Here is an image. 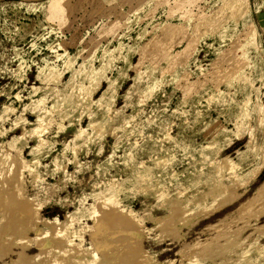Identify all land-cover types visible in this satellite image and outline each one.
<instances>
[{
    "label": "rangeland",
    "instance_id": "374dc122",
    "mask_svg": "<svg viewBox=\"0 0 264 264\" xmlns=\"http://www.w3.org/2000/svg\"><path fill=\"white\" fill-rule=\"evenodd\" d=\"M158 45L166 47L164 57ZM231 52L244 63L245 82H227ZM102 61L112 82L103 77L92 102L80 105L77 87ZM47 67L60 71L62 82L42 83L39 71ZM245 90L248 108L257 103L260 111L253 108L234 135ZM39 109L48 121L42 143L30 134ZM100 113L101 134L92 135L90 119ZM224 135L232 141L214 160L229 155L244 175L233 185L223 181L232 189L216 187L214 176L210 186L211 164L200 160V147L223 145ZM249 137L264 141V0H0V229H31L33 238L34 225L48 219L72 233L68 241L89 246L93 195L111 187L117 219L125 215L136 225L96 224L107 264H234L242 248L253 256L264 246V166L248 175L257 160L254 145L244 146ZM12 138L19 162L9 168L2 154ZM163 162L175 177L158 173ZM192 166L194 186L187 178ZM147 169L151 182L137 183ZM258 260L251 262L264 264V255Z\"/></svg>",
    "mask_w": 264,
    "mask_h": 264
},
{
    "label": "bare ground",
    "instance_id": "6f19581e",
    "mask_svg": "<svg viewBox=\"0 0 264 264\" xmlns=\"http://www.w3.org/2000/svg\"><path fill=\"white\" fill-rule=\"evenodd\" d=\"M22 1H41V0H22ZM155 52L158 54V56L160 57H164L167 54V49L166 47L162 46V45H158L155 49ZM230 60H231V65L229 67V78L227 79L228 84L230 85L232 83V81H238V83L240 82H245V79L243 77L242 74V70L244 67V63L242 62V59L237 58L232 52L230 53ZM108 63H106L105 61H102L100 63V65L98 67H95L92 69V67H89L88 72L84 74L83 79L84 82H80L78 87L79 88V99H80V105H82L83 103H91L92 100L94 98H92V95L94 94V92H96V89L98 88V85L100 84L101 80L103 77H105L108 81V85L111 84L112 80L107 78L105 76V70H106V66ZM61 72L57 71L55 68L53 67H47V71L43 72L41 69L39 71V77L40 80L42 81V83H53V84H58L60 82H62L60 80V76H61ZM72 78H70L66 83L69 84V82L71 81ZM142 80V79H141ZM144 81V80H143ZM93 83V84H92ZM144 83V82H143ZM71 87V86H70ZM73 87V86H72ZM145 89V87H144ZM105 91L102 92V94L100 95V97L96 100H94V102L97 104V106L101 105V99L104 95ZM244 98L242 101V105L238 107V120L234 123L235 126V130H234V135H238L240 129H241V124H243L244 120L246 119V117L248 116L249 112L251 110H253V108H255L257 111H260V108L258 107V104L256 103L252 108H248V104H249V100H250V96H249V92L248 91H244ZM252 93V92H251ZM149 94V93H148ZM68 95V94H67ZM77 98V97H76ZM97 98V97H96ZM105 99V98H104ZM40 101L37 103V105L39 106ZM254 103V102H252ZM62 105V103L60 104ZM55 107V106H53ZM58 108V106H56ZM257 107V108H256ZM56 109V108H55ZM81 109V108H80ZM7 107H3V111H7ZM61 110L60 107L58 108V111ZM262 110V109H261ZM109 111V110H108ZM8 112V111H7ZM45 112L46 109H39V110H35V114H36V120L34 121V127H32L30 134H35L36 136H38V142L42 143L43 142V138L42 136V132L44 131V125L47 124V120H46V116H45ZM47 113V112H46ZM108 115V114H107ZM23 116V115H22ZM22 116H19L15 119L16 123L20 118H22ZM258 116V115H257ZM263 116V115H262ZM261 114H259V116L257 117V122L258 125H261L263 122ZM67 117V116H65ZM64 118V117H63ZM104 117L103 114L100 113V115L98 114V116L92 117L90 119L89 122V126L92 128V135H100L101 131H102V127L104 125ZM3 124V123H2ZM5 129V128H4ZM79 132V131H78ZM2 134V133H1ZM25 133L20 134L16 139H22L24 137ZM26 136V135H25ZM225 141L224 144H220L218 141H212L204 146L200 147L199 153H200V160H205L207 159V161H209V164H211V172L209 173L208 177L206 178V182L209 183L211 181V179H215L216 187L220 186V187H225V189H227V186L233 185L232 183H234L233 181L236 180H240V178H244L242 176H238L235 173V169L237 167V164L235 162L232 161V159L230 158L229 155H226L223 157L222 162H215L214 160V156L218 155L220 153V151L222 149H225L227 146H229V144L231 143L232 139L228 136V135H224ZM250 138V137H249ZM12 138L11 140L8 141V149L6 148V150H4L3 152V163H9V168L10 167H14L16 163H18L19 161H17L16 156L17 155H13L12 156V152L13 151H18L20 150V147L17 144V140ZM253 146V150L255 152L256 155V163L255 165L252 167V169L248 172V175L250 177H255L262 169V167L264 166V141L259 142V143H254L253 139H249L246 143H245V147L249 148ZM6 146V145H5ZM36 151V148H31L30 149V153H34ZM20 152V151H19ZM31 155V154H30ZM236 155L238 157H240L241 152L239 150H237ZM35 162V161H34ZM33 162V163H34ZM157 165H160L162 167H160V170L158 171V173H160V175L162 176H166V174L175 177L176 173H172L171 175V171H168L167 168L169 165H166L163 163H157ZM194 166H192V169L188 172L187 178H188V185L190 186H194L196 179H197V175H198V169L195 168ZM152 176L153 173L151 172L150 169H147L144 173L139 174L138 178H137V183H150L152 180ZM214 176V177H213ZM162 179H160L161 181ZM227 180L228 181V185L226 183H224L223 181ZM159 181V182H160ZM237 182V181H236ZM242 182V181H241ZM171 184V183H170ZM210 184V183H209ZM212 184H210L211 186ZM262 186V185H261ZM260 186V187H261ZM229 187V186H228ZM264 187V185H263ZM214 188V187H213ZM211 189V187H210ZM229 189H232L229 187ZM234 189V188H233ZM263 189V188H262ZM209 190V189H208ZM216 190V189H215ZM219 190V189H218ZM221 190L225 191L224 189L221 188ZM235 190V189H234ZM233 190V193H234ZM261 190V189H260ZM112 188L110 187V189H106L102 192V194H100V196L95 197L93 195V208L91 210L90 213H88L86 216V218L92 220V222L99 226L102 225L104 222H108V224H110L109 221H112V223L117 222L116 220L118 216L116 213V206H117V200L114 197V193L111 192ZM207 191V190H206ZM212 191V189H211ZM229 191V190H228ZM227 191V192H228ZM209 192V191H207ZM226 192V193H227ZM259 192V190L257 191ZM264 192V191H263ZM204 193V192H203ZM224 193V192H223ZM262 193V192H261ZM168 193L164 190L161 191L160 193V197L167 195ZM180 194V193H179ZM205 194V193H204ZM212 194V193H211ZM218 194V193H217ZM228 194V193H227ZM230 194V192H229ZM264 194V193H263ZM262 194V195H263ZM178 195V194H177ZM209 195V193L207 194ZM225 195V196H224ZM223 196L226 198V194H224ZM257 195V194H256ZM261 195V194H260ZM211 196V195H209ZM222 197L221 195H218L217 197ZM230 195H228L229 197ZM232 196V193H231ZM11 197V196H10ZM14 197V195H13ZM199 197V196H198ZM204 197V196H203ZM214 197V196H213ZM215 197L214 200V204L216 203L215 201L221 198ZM12 198V197H11ZM16 197H14L15 199ZM165 198V197H164ZM194 198V197H193ZM200 198V197H199ZM206 198V197H205ZM260 198V197H259ZM264 198V197H263ZM262 198V199H263ZM227 199V198H226ZM225 199V200H226ZM233 199V198H232ZM230 199V200H232ZM13 200V198H12ZM212 200V202H213ZM229 200V201H230ZM224 201V200H221ZM220 201V202H221ZM171 203L173 201H170ZM190 202V201H189ZM261 202V201H260ZM97 203V204H96ZM219 203V202H217ZM216 203V204H217ZM96 204V205H95ZM186 204V203H185ZM203 204V203H202ZM202 204H199V206H201ZM220 204V203H219ZM222 205V204H220ZM211 207V206H210ZM208 207V208H210ZM213 207V206H212ZM263 207V206H262ZM177 208V207H176ZM172 209V208H171ZM207 209V208H206ZM176 209L174 208L173 211H175ZM108 211V212H106ZM119 211V209L117 210ZM199 210L196 211V213ZM202 211V210H201ZM204 211V210H203ZM188 212V211H187ZM207 212V211H206ZM122 213V212H121ZM193 213V212H192ZM186 214V213H185ZM189 214V213H188ZM191 214V213H190ZM189 214V215H190ZM195 214V213H194ZM198 214V213H197ZM123 215V214H122ZM128 215V213H127ZM186 216V215H185ZM193 216V215H192ZM122 217V216H121ZM128 217V216H127ZM130 217V216H129ZM190 217V216H189ZM125 215H123V218H120L121 225L126 226L125 228L127 229L130 228L129 230L133 229L132 226L133 224L130 222H133V220L130 219H124ZM70 219L69 216L65 217V221H68ZM123 219V220H122ZM44 220V219H43ZM109 220V221H108ZM119 220V221H120ZM130 220V221H128ZM42 221V220H41ZM117 223H120V222ZM40 222V221H39ZM102 223V224H101ZM115 223V224H117ZM162 223V222H161ZM247 224H249V222H246ZM132 224V225H131ZM245 224V223H244ZM114 227V224H112ZM119 225V224H118ZM136 225V224H135ZM134 225V226H135ZM94 225H90L89 230H88V240L90 242L89 246H84L81 242H75L73 240L68 241L69 238H71V234L69 232H66L65 228H63L62 225H55L53 223V221L45 219L44 222H42L41 227L38 226V223H36L34 225V227L32 228L33 233H34V237H30V235L27 233L28 231H31V229H26V230H22L20 232H16L14 234H11L8 230H4L3 228L0 229V251H3V255L0 256V263L2 264H107L109 263V261L106 259L108 258L109 255H107V252H105V249L100 245V241L97 238V234H99V230L95 236L96 231L95 230L96 227ZM103 226V225H102ZM108 228L112 229V227H109V225H105ZM133 226V227H134ZM260 226H262V224H260ZM91 227H95L94 229H91ZM104 227V226H103ZM174 227V226H171ZM243 227V226H242ZM241 227V229H242ZM246 227V226H244ZM99 228V227H98ZM105 228V227H104ZM115 228L116 225H115ZM114 228V229H115ZM122 228V227H121ZM124 227L122 229H125ZM226 228H229L226 226ZM261 228V227H260ZM101 229V228H100ZM107 229V228H106ZM105 229V230H106ZM230 229V228H229ZM240 229V230H241ZM259 229V228H258ZM257 229V230H258ZM116 230H119L118 228ZM137 230V229H135ZM170 230V229H169ZM227 231V229H224ZM232 230V229H231ZM244 230V229H243ZM261 230V229H260ZM120 231V230H119ZM123 231V230H121ZM221 232L218 233H222L223 228L220 230ZM230 230H228L229 233ZM237 231V230H236ZM259 231V230H258ZM101 232V231H100ZM107 232V230L105 231ZM175 232V231H174ZM235 231H233L234 233ZM238 232H240L238 230ZM237 232V233H238ZM94 233V234H93ZM76 233L74 232V235ZM107 234V233H106ZM136 234V232H135ZM227 235V233H225ZM223 232V236L225 235ZM231 234V233H230ZM229 237L231 238V235ZM235 234V233H234ZM239 234V233H238ZM109 235V234H108ZM111 235V234H110ZM218 235V234H217ZM222 235V234H221ZM237 235V234H236ZM99 236V235H98ZM113 236V235H112ZM114 236L116 237V235L114 234ZM113 236V237H114ZM130 236V234L128 235ZM216 236V235H215ZM228 236V235H227ZM248 236V235H247ZM100 237V236H99ZM110 237V236H109ZM112 237V238H113ZM132 237V236H131ZM130 237V239H131ZM175 237V236H174ZM214 237V236H213ZM218 237V236H216ZM237 237V236H236ZM111 238V239H112ZM119 238V237H117ZM136 238V237H135ZM211 238V237H210ZM215 238V237H214ZM223 238V237H220ZM225 238V237H224ZM229 238V239H230ZM246 238V237H245ZM249 238V237H247ZM110 239V238H109ZM116 239V238H113ZM218 238H215V240ZM227 239V238H226ZM235 239V238H234ZM136 241V244H138L137 240L139 239H134ZM211 240V239H210ZM223 240V239H222ZM221 240V241H222ZM225 240V239H224ZM223 240V241H224ZM240 240V241H239ZM253 240V237H252ZM257 240V239H256ZM110 241V240H109ZM114 241V240H113ZM141 241V239H140ZM218 241V240H217ZM228 241V240H227ZM234 241V240H233ZM237 242L236 245L241 241H243V239L241 240L238 239L236 240ZM107 242V241H105ZM117 242V241H116ZM189 242V241H188ZM203 242V241H202ZM205 242V241H204ZM229 242V241H228ZM231 242V241H230ZM185 243V242H184ZM194 243V242H193ZM193 243H192V247H193ZM211 243V241H210ZM224 243V242H223ZM234 243V244H235ZM253 243V242H252ZM103 244V242H102ZM116 244V243H115ZM197 244V242H196ZM203 244V243H202ZM207 244V242H206ZM206 244H204L203 246H206ZM214 246L215 244H218L217 246H219L221 244V246H223L224 244L222 243H215V241L213 242ZM227 244V243H226ZM225 244V246H226ZM230 244V243H229ZM249 244V243H248ZM104 245V244H103ZM108 245V244H107ZM119 245V244H118ZM187 244H185L186 246ZM189 245V246H188ZM188 247L191 248V245L188 243ZM199 246V244H197ZM212 245V244H211ZM210 245V246H211ZM253 245H255V242L253 243ZM258 245V244H257ZM109 246V245H108ZM182 246L183 248H187V246ZM194 249L197 247L194 244ZM209 246V245H208ZM213 246V245H212ZM213 246V247H214ZM231 246V245H230ZM106 247V246H105ZM216 247V246H215ZM220 247V246H219ZM239 247V246H238ZM242 247V246H241ZM240 247V248H241ZM36 248L35 252H31V249ZM113 248V247H112ZM182 248V249H183ZM209 248V247H208ZM234 248V247H233ZM249 248V247H248ZM245 248L238 253V256L235 259H232L234 264H252L251 261H259L258 259H260L261 257H263L264 255V246L263 247H258V249H256L255 253L253 256L249 255V249ZM17 249V250H14ZM197 249V248H196ZM221 249V248H220ZM227 249V247H226ZM231 249V248H230ZM109 250V249H108ZM112 250V249H111ZM118 250V249H117ZM188 250V249H187ZM192 250V249H190ZM217 250V249H215ZM107 251V250H106ZM116 251V250H115ZM184 251V250H183ZM194 251V250H193ZM198 251V250H196ZM205 251V248H204ZM220 251V250H218ZM217 251V252H218ZM226 251V250H225ZM228 251V250H227ZM0 252V253H1ZM142 252V251H141ZM186 252V251H185ZM184 252V253H185ZM212 252V251H211ZM210 252V253H211ZM216 254V251H213ZM212 252V253H213ZM221 252V251H220ZM224 252V251H223ZM146 253V252H145ZM189 254V250L187 252ZM193 252H190V254ZM195 253V252H194ZM197 253V252H196ZM199 252L197 255H200ZM113 254V253H112ZM214 254V253H213ZM111 255V254H110ZM141 255H144L141 253ZM204 255V254H203ZM202 255V256H203ZM207 255H209V253L207 252ZM217 255V254H216ZM221 255V253H220ZM145 256V255H144ZM149 256V255H148ZM218 256V255H217ZM215 257V256H214ZM220 257V256H219ZM114 258V257H113ZM116 258V257H115ZM146 258H149L146 256ZM144 258V259H146ZM227 258V257H226ZM152 259V258H151ZM151 259H147V261H150ZM220 259V258H219ZM230 259V257H229ZM139 260H143V259H139ZM224 260V259H223ZM231 260V259H230ZM144 264L146 263V260H144ZM225 261V260H224ZM235 261V262H234ZM118 262V261H116ZM116 264V263H115ZM142 264V263H140ZM169 264V263H168Z\"/></svg>",
    "mask_w": 264,
    "mask_h": 264
}]
</instances>
